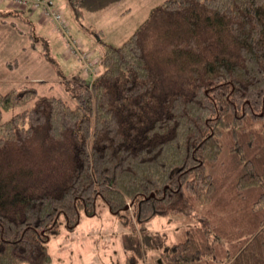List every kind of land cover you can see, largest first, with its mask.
<instances>
[{
    "label": "trees",
    "instance_id": "trees-1",
    "mask_svg": "<svg viewBox=\"0 0 264 264\" xmlns=\"http://www.w3.org/2000/svg\"><path fill=\"white\" fill-rule=\"evenodd\" d=\"M68 57L73 104L0 91V264L49 263L99 200L194 222L161 264H264V0H165L88 74Z\"/></svg>",
    "mask_w": 264,
    "mask_h": 264
},
{
    "label": "rangeland",
    "instance_id": "rangeland-1",
    "mask_svg": "<svg viewBox=\"0 0 264 264\" xmlns=\"http://www.w3.org/2000/svg\"><path fill=\"white\" fill-rule=\"evenodd\" d=\"M54 1L71 24L73 36L94 42L101 55L104 43L121 45L151 9L165 0ZM0 12L19 14L6 18L15 21L24 32L18 33L9 23L3 25L0 17V91L6 93L27 85L35 87L39 96H56L73 104L63 77L72 78L77 64L66 53L63 34L52 21L43 19L39 10L0 0ZM89 45L85 46L92 49L93 45ZM10 61L18 66L9 68ZM22 109L5 115L10 117ZM60 221L58 234L47 243L51 254L47 264H126L128 258H136L142 264H161L162 252L194 223L174 215H154L139 221L133 209L113 214L102 200L97 203L96 214H82L75 227H67L63 215Z\"/></svg>",
    "mask_w": 264,
    "mask_h": 264
},
{
    "label": "built area",
    "instance_id": "built-area-1",
    "mask_svg": "<svg viewBox=\"0 0 264 264\" xmlns=\"http://www.w3.org/2000/svg\"><path fill=\"white\" fill-rule=\"evenodd\" d=\"M12 4L21 7H30L35 10H40L44 18L56 23L59 30L68 39V52L70 54L79 55L85 61L84 73L88 74L94 65L90 59V55L81 53L78 49V40L70 34L69 22L64 17L63 13L56 7L54 0H9Z\"/></svg>",
    "mask_w": 264,
    "mask_h": 264
},
{
    "label": "crops",
    "instance_id": "crops-1",
    "mask_svg": "<svg viewBox=\"0 0 264 264\" xmlns=\"http://www.w3.org/2000/svg\"><path fill=\"white\" fill-rule=\"evenodd\" d=\"M34 13V12H33ZM3 25H7L6 23H3V22H1ZM85 32V31H84ZM85 35V34H84ZM81 40V46H82V48H83V50L84 51H88V52H90V54L92 55V59H94L95 61L96 60H99L100 59V57H101V55H102V53H101V55H98V51H97V49H98V46L97 45H95L94 44V42H92L91 40H89V39H87V41L88 42H85L84 40L82 41V39H80ZM99 42V41H98ZM83 44H85V45H87L88 47L90 46L89 44H91V45H93V48L92 49H88V47H86L85 45L83 46ZM66 44L64 43V46H65ZM66 47V46H65ZM97 56V57H96ZM100 56V57H99ZM76 64H77V71L76 72H74L73 74H72V76L73 75H75V74H77L78 72H79V68H80V63H79V61L78 60H76Z\"/></svg>",
    "mask_w": 264,
    "mask_h": 264
}]
</instances>
